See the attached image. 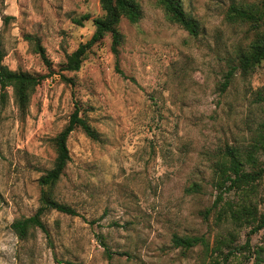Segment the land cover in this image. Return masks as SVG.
Segmentation results:
<instances>
[{
    "label": "rangeland",
    "instance_id": "374dc122",
    "mask_svg": "<svg viewBox=\"0 0 264 264\" xmlns=\"http://www.w3.org/2000/svg\"><path fill=\"white\" fill-rule=\"evenodd\" d=\"M138 1L141 20L119 24V61L109 34L71 71L64 65L92 37L100 0H0L3 63L45 76L25 112L12 88L0 101V264H210L219 256L201 243L176 246L174 235L205 236L214 249L227 239L224 254L248 242L250 259L240 255L241 264H255L264 228L220 222L213 204L223 149H247L264 120L256 94L264 61L248 75L234 70L224 85L258 30L229 13L264 0H182L200 22L197 35L171 22L157 0ZM77 105L99 138L71 133V159L53 188L76 214L50 210L47 233L36 228L21 238L12 224L37 211L39 179L57 156L54 138ZM225 195L239 199L235 190ZM257 200L264 212V184Z\"/></svg>",
    "mask_w": 264,
    "mask_h": 264
},
{
    "label": "trees",
    "instance_id": "16d2710c",
    "mask_svg": "<svg viewBox=\"0 0 264 264\" xmlns=\"http://www.w3.org/2000/svg\"><path fill=\"white\" fill-rule=\"evenodd\" d=\"M163 8L167 18L179 24L189 33L197 35L200 32V22L197 18L188 13L182 0H157ZM103 14L94 18L95 31L92 37L79 45L67 58L64 69L71 71L80 70L90 47L102 40L105 36L112 37V50L119 61L120 46L124 41L119 24L123 18L130 23H137L143 16L142 8L138 0H100ZM231 20H241L252 22L258 29L255 37L248 47L242 49L237 55V65L229 70L227 80L224 85H228L234 70H240L244 75L252 73L255 68L264 61V6L252 9L243 6H233L229 13ZM86 19V17H85ZM81 22V21H80ZM38 51L42 58L49 62L44 47L38 43ZM5 53L0 48V101L4 105L8 100V88H12L16 104L22 112H25L30 104L31 97L36 87L45 78L44 75H37L22 70H12L3 63ZM64 79L66 77L62 76ZM257 101L264 103V86L257 91ZM81 108L77 105L72 112L69 122L63 130L54 138V145L57 156L53 166L46 171L39 179L42 187L40 205L37 211L28 217L15 220L13 229L19 237L25 238L32 229L40 228L48 232L43 216L50 210H58L63 213L75 215L76 210L66 203L58 201L53 196V188L61 178L68 162L71 159L68 148V139L71 133L81 128L90 138L98 139L99 133L90 123L87 117L81 113ZM259 153L264 154V120L261 123L260 132L254 138L252 144L247 149L238 146L227 145L221 153V158L215 164V187L218 190L213 208L217 212V220L220 222H230L235 227L253 226L251 232L264 228V212L258 206L257 195L259 186L264 184V164L259 157ZM199 188L197 184L188 190ZM196 189V190H197ZM232 190L238 193L239 199H228L225 194ZM210 209L206 211L208 214ZM232 235V233H231ZM227 240V239H226ZM220 239L219 245L211 248L205 236H180L174 235L173 243L183 249H190L201 243L207 252H218L216 259L210 264H241V256H250L244 251H248L249 244L246 242L241 246H234L227 253H223L222 245L227 241ZM224 254L223 258H219ZM264 245L256 251L255 264H261L264 260ZM253 256V255H252Z\"/></svg>",
    "mask_w": 264,
    "mask_h": 264
},
{
    "label": "clouds",
    "instance_id": "9594fccd",
    "mask_svg": "<svg viewBox=\"0 0 264 264\" xmlns=\"http://www.w3.org/2000/svg\"><path fill=\"white\" fill-rule=\"evenodd\" d=\"M181 135H183V133H181ZM177 144H179V140L176 141ZM175 151V149H173ZM177 155H179V153H177Z\"/></svg>",
    "mask_w": 264,
    "mask_h": 264
}]
</instances>
